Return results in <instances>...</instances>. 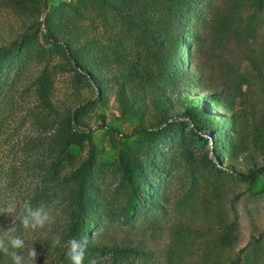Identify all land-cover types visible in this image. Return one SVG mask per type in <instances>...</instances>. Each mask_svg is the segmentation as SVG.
Masks as SVG:
<instances>
[{
    "label": "trees",
    "instance_id": "obj_1",
    "mask_svg": "<svg viewBox=\"0 0 264 264\" xmlns=\"http://www.w3.org/2000/svg\"><path fill=\"white\" fill-rule=\"evenodd\" d=\"M3 1L21 19V34L8 43L0 34V56L22 52L40 34L96 92L93 99L78 97L77 107L64 109L60 115L54 140L62 165L55 172L59 183L54 198L60 200L62 225L34 241L19 220L11 224L6 215H0V231L12 226L15 232L11 234L25 240L26 247L19 250L25 259H30L28 253L35 248L33 264H71L65 245L75 237L87 238L84 264H125L130 260L183 264L190 243L201 233L202 248L194 264H261L264 245L259 239L250 241L232 259H223L237 242L239 222L233 206L228 207L221 198L225 179L264 186V0L63 1L46 11L43 28L17 48L12 47L21 35L38 23L43 0ZM191 44L205 60L193 70L185 67L181 56L183 46ZM193 56L190 53L188 58ZM45 80L43 73L39 77L41 97L53 110L46 98ZM254 88L261 100L247 105ZM111 95L121 116L136 123L130 136H122L113 145L120 174L114 210L97 179L94 130L83 118L85 107L93 100L107 102ZM101 127L107 133L116 132ZM185 127L193 142L210 144L216 162H199L188 152ZM173 128L178 130L179 162L167 167L160 145ZM85 145L86 157L72 166L73 150ZM240 167L247 169L240 171ZM158 173L166 177L161 185L152 177ZM175 174L184 185L171 209L165 183ZM196 205L205 221L202 227L194 229L180 219L165 226L175 210L181 215L193 214ZM115 220L128 225L127 234H112ZM166 228L168 243L159 253L146 236L154 237ZM57 234L61 244L53 247ZM0 264H12V260L0 253Z\"/></svg>",
    "mask_w": 264,
    "mask_h": 264
},
{
    "label": "rangeland",
    "instance_id": "obj_2",
    "mask_svg": "<svg viewBox=\"0 0 264 264\" xmlns=\"http://www.w3.org/2000/svg\"><path fill=\"white\" fill-rule=\"evenodd\" d=\"M63 1L69 0H48L47 10ZM20 21L17 12L0 0V34L5 42L8 43L21 34L18 28ZM193 26L195 27V23ZM195 30L196 28L193 29V31ZM186 41L190 42L189 39ZM190 53L194 55L193 59L188 58ZM181 56L185 67L192 70L204 60L202 52L195 44H191L190 47L183 46ZM205 64L210 68L209 63ZM43 73L47 78L45 80L47 81L46 98L54 105L53 110L47 107L41 97L39 77ZM95 94L91 85L84 79H79L68 60L56 48L45 43L40 34L36 41L28 42L22 52L0 56L1 209L13 201L22 202L27 199L33 206H39L41 203H50L56 199L54 198L55 187L59 182L55 172L61 167L62 162L61 153L57 150L54 139L59 127L61 112L64 109L71 110L77 107L78 97L93 99ZM261 97L260 92L254 88L247 97L246 103L252 106L257 105ZM83 118L94 130L92 143L96 152L97 179L99 184L105 188L109 206L115 209L117 202L113 200L119 199L120 174L114 164L115 149L113 145L123 138L122 136H130L136 128V123L121 116L113 95L107 102L93 100V104L85 107ZM101 126L109 127L116 132L107 133ZM177 133L178 130L173 128L160 145L166 155L167 167L174 166L175 162H179V149H176L175 142ZM183 136L186 139L185 144H187L188 152L199 162H216L210 144L202 146L193 142L186 127L183 129ZM87 150L86 145L82 149L73 150L72 166L76 167L86 157ZM239 169L246 171L247 168L240 167ZM179 174H175L172 180L165 183V195L168 197L171 209L182 194L181 189L184 181ZM204 175L207 176L208 173ZM152 177L157 185L166 181V177L159 173L158 175L153 174ZM203 181L202 184H205V180ZM223 183L224 190L221 199L228 207L233 206V213L239 222L237 242L233 249L223 256V259L228 261L252 240L259 239L264 245V186L251 187L248 182L239 178L225 179ZM38 198L40 199L34 205L33 201ZM165 205L169 208L167 203ZM56 208L58 214L54 212V222L44 229L30 230L28 235L30 239L40 241L49 233L51 234L53 229L57 231L63 223V218L59 204ZM146 209L147 206H144L143 211ZM202 215L198 205H196L193 214L181 215L175 210L165 222V226L171 227L180 219V221L189 223L194 229H199L205 224ZM8 220L11 224L13 223L12 217H8ZM120 221L112 222V230H110L112 234L121 236L127 234L128 225H122ZM168 236L166 228L155 234L154 237L146 236V239L152 241L154 248L161 253L166 248ZM202 242L203 237L200 233L199 237L190 243L189 252L185 253L183 264H194L198 261L197 255L200 254ZM259 261L264 264V255L259 258ZM125 264H138V261L130 260Z\"/></svg>",
    "mask_w": 264,
    "mask_h": 264
},
{
    "label": "clouds",
    "instance_id": "obj_3",
    "mask_svg": "<svg viewBox=\"0 0 264 264\" xmlns=\"http://www.w3.org/2000/svg\"><path fill=\"white\" fill-rule=\"evenodd\" d=\"M60 203L59 198L52 200L50 203H41L39 206H33L30 200L22 202H9L3 209H0V215H6L15 220H19L20 225L25 230L44 229L47 225L54 222V212L58 214L56 206ZM12 223V224H13ZM15 232L14 227H9L7 230L0 231L3 236H0V253L8 255L12 264H33L36 259L37 251L32 248L26 260L19 250L26 247L25 240L17 235H12ZM61 244V237L59 234L53 237L52 246L56 247ZM65 247L67 248V258L71 264H84L85 253L87 250V238L77 239L70 238ZM89 264H95L90 261Z\"/></svg>",
    "mask_w": 264,
    "mask_h": 264
},
{
    "label": "water",
    "instance_id": "obj_4",
    "mask_svg": "<svg viewBox=\"0 0 264 264\" xmlns=\"http://www.w3.org/2000/svg\"><path fill=\"white\" fill-rule=\"evenodd\" d=\"M47 5H48V0H43V7H42V12H41V19L38 21V23L36 24V26L32 30H30V31L24 33L23 35H21V37L19 38V41L17 43H15L12 48H17L25 38H27L32 33H34L35 31H37L40 27L43 26V17H44V15L46 13Z\"/></svg>",
    "mask_w": 264,
    "mask_h": 264
}]
</instances>
